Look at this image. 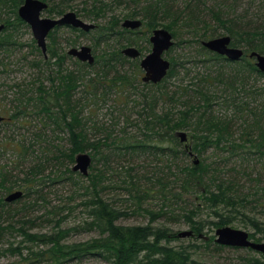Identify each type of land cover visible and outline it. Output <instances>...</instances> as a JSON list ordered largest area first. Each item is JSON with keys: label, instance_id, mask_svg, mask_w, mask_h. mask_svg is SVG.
Returning <instances> with one entry per match:
<instances>
[{"label": "trees", "instance_id": "obj_1", "mask_svg": "<svg viewBox=\"0 0 264 264\" xmlns=\"http://www.w3.org/2000/svg\"><path fill=\"white\" fill-rule=\"evenodd\" d=\"M24 1L0 0V24L5 26L0 35V59L2 51L14 44L10 30L29 27L18 14ZM111 1L116 5L123 4L122 0ZM139 1L135 0L136 6H140ZM210 1L212 4H208ZM97 3L99 6L86 10L93 20L112 9L103 0H97ZM144 3L142 13L134 9L125 15L126 18L142 17L150 28L155 27L159 19L165 20L174 30V39L182 41L187 36L190 39L186 44L196 46V54L191 59H183L171 55L177 45L174 42L166 53L171 62L170 70L160 83H144L140 58L131 59L122 54L123 42L134 43L133 36L140 32L123 28L120 18L112 16L105 25L96 24L90 32L68 27L79 36L94 35V64L79 61L69 55L66 48L48 46L47 57L43 54L41 61L36 63L43 65L44 72L39 78L42 80L31 89H22L13 100L15 108L5 110L13 123L36 119L42 129H51L56 134V141L62 140L58 134L64 133L66 145H69L52 146L54 150L50 154H42L46 163L32 164L23 171V179L13 176L5 168L0 170V219L6 215L13 218L7 217V224L0 220V238L11 230L23 235L22 247L11 249L20 254L22 264H68L88 256L100 257L109 264H200L191 259L186 249L171 248L170 243L177 234L165 225L154 224L162 217L173 220L175 210L182 211L181 216L190 224L193 237L197 238L207 224L216 229L231 225L235 217L222 207L232 208L254 229L250 239L264 241V221L241 211H246L249 206L261 208L264 216V186L252 178L254 175L260 177V169H264V73L256 66L255 59L249 57L253 52L264 55V0H249L248 5H243L241 0H145ZM57 7L52 10L48 5L45 11L59 17L66 13V8ZM62 27H56L48 37H53ZM221 36H229L233 47L244 50L241 60L231 61L202 44ZM77 44L74 39L68 46ZM139 50L143 56V48ZM73 58V67L65 66L67 60ZM127 64L131 66L129 71L123 70ZM187 65H192L193 71H189ZM180 72H186L187 76L195 73L190 86L181 87L180 84L171 89L168 80L177 79ZM45 80L51 85L47 87ZM140 85L151 89V93H143L148 112L144 118L141 116L139 125H135L139 131H129L134 126L130 121L118 130L117 135L109 127H95L92 129L95 136L103 137L89 143L86 133L91 127L88 124H97L94 117L100 102L107 101L112 94L128 97ZM160 104L170 108L158 112ZM222 104L225 108L220 107ZM90 106L96 109H92L91 117L87 118L84 112ZM0 116L3 117L1 125L7 116ZM180 131L187 133L185 142L176 135ZM28 150L27 147L26 152ZM84 152L91 155L92 163L99 160L144 163L130 168L120 166L122 170L113 175L119 180L116 186H103L107 177L101 171L88 174L89 186L85 188L90 198L83 205L91 220L86 229L97 230L101 235L99 238L68 244L65 241L72 229L60 228L63 218L57 221L55 231L38 234L29 232L27 220H14L30 208L27 199L32 193L43 198L44 194L40 192L47 185L57 186L70 180L78 184L74 178L79 172L63 166L62 161L74 162L75 156ZM47 164L55 167L56 173L53 176V171L44 178ZM229 164L233 166L229 167ZM108 166L109 163L104 167ZM91 169L94 171L95 167ZM225 171L242 172L245 179L261 187L260 193L240 185L237 178H224ZM15 189L22 191V197L7 202L6 197ZM113 189L127 192L132 199L139 196L138 208L149 216V223L145 226L118 224V220L130 213L102 196ZM147 198L161 202L158 210L142 207L141 201ZM23 199V207L13 211V205ZM197 200L200 202L196 205ZM204 207L212 209L218 220H196ZM13 222L19 227L16 228ZM212 241L216 250L226 248ZM26 242L42 249H31L24 256L22 251L27 248Z\"/></svg>", "mask_w": 264, "mask_h": 264}, {"label": "rangeland", "instance_id": "obj_2", "mask_svg": "<svg viewBox=\"0 0 264 264\" xmlns=\"http://www.w3.org/2000/svg\"><path fill=\"white\" fill-rule=\"evenodd\" d=\"M42 1L48 3L49 7H51L52 10H57V6L63 7L66 8V13L74 12L78 14L85 22L100 25H105L112 16H117L118 18H120L121 23L125 19H131L126 18L125 15H128V13L133 11L134 9L142 13V8L145 4V0H141L137 3H140V6H136L135 0H122L123 4L121 5H116L111 0H103L105 1V3H108L109 7H112V9L106 10L105 14L98 18V20H93L92 18H90L91 16H87L86 10H91L94 5L99 6L97 0ZM241 1L243 5H248L249 0ZM208 4H212V2L210 1ZM201 8L204 7L202 6ZM42 17L59 18V16L50 15L46 11L42 13ZM135 19H141L143 21V26L141 27V29L137 30L140 33L136 34V36H133L135 42L128 45L127 42L124 41L123 48H143V56H146L150 53L152 48L151 43L150 41L148 42V40L150 39L153 30L163 28L174 35V30L168 26L169 22L165 20L159 19L156 26L150 28V26L147 25V22L145 23L142 17H138ZM148 30H150V32ZM10 31L13 32L12 34L14 37L12 39V42H14V44H12L9 49L2 51V59H0V115L7 116L5 121L0 125V170L5 168V170H10L13 176L23 179V171H25L32 164L46 163L45 159H43L44 156H42V154L48 155V152L50 154V152L54 150L52 146L63 144L65 145V147H69V145H66L67 135H65L64 133L58 134L62 138V140L56 141V134H54L51 129H42L41 125L38 124L36 119L33 120L32 118H28L24 119L23 121L21 120L20 123H13V121L8 117V112L5 110H13L15 108L16 103L13 100H16L17 94L21 92L22 89H31L35 85H38L39 81L42 80L39 78L44 72V69L42 67L43 65L36 64L41 61L43 53L38 47L30 27L21 26L17 30L11 29ZM54 34L55 35L53 37L51 36V38L47 37V47L49 46L55 49L66 48V50H69L70 48H79L83 45H86L91 47L93 49V53H95L93 43L94 35L92 34L79 36L77 35V32L75 33L71 31L68 26H64L56 30ZM74 39L78 41V44L74 47L68 46V43ZM189 39L190 38L187 36L184 37L182 41L174 39V42L177 43V45L173 47L174 49L171 55L183 59H191L193 55L196 54V46L187 45L186 40ZM36 47L38 50L36 49ZM165 57L166 59L170 60L167 54L165 55ZM73 62L74 58L68 59L65 66L72 68ZM130 67L131 66L127 64L125 68L123 67V70L129 71ZM186 67L187 69H189V71L191 69H194L192 65H187ZM198 70L199 69H197V71ZM143 75L144 74H142L141 77H143ZM194 75L195 73L193 72L190 73L189 76L186 75V72H180V77H178L177 79L168 80L167 84L171 89H175L176 86L180 84L181 87H187L190 86ZM180 79L183 81H181ZM194 82H196V80H194ZM45 85L48 87L49 85H51V82L45 80ZM143 93L150 94L151 89H145L140 85L134 93L128 96L129 99L125 95L118 96V94H112L107 99V101H101L100 109L97 111V114L94 117L97 124H88L89 127H91L87 129L88 133H86L89 137V143L96 142L98 139L97 137L99 136L103 137V135L95 136V134L93 133L94 130H92L95 127H109V129L113 130L115 135H117L118 130L122 127H125V125L130 121L134 126H132L133 128H131L129 131L132 130L131 132L133 133L138 132L139 129H137L138 127H136L135 125L138 126L140 120L142 119L141 116H143L144 118L148 112V105L146 103L147 98H144L145 96L143 95ZM12 102H14L15 104H10ZM220 107L225 108V104L220 105ZM169 108L170 107L168 105L166 106L165 104H160L158 112H161L162 110L166 111ZM92 109L95 110L96 107L90 106L89 108L85 109L84 114L87 118L91 117V112H93ZM115 130L117 131L115 132ZM27 147L29 148V150L26 152ZM62 162V164H64L63 166H67L69 168H72L75 164V160L74 162ZM129 162L130 163H128L127 161H94L91 167H95V170L93 171L90 167L89 175L101 171L103 173V176L105 175V177H107L105 182H103V186H108L111 184L116 186L118 185L117 183H119V180L117 176L113 175H115L118 170H122L120 166L130 168L132 166L144 164L142 163V161ZM107 163H109L110 166L104 167ZM116 163L119 164V167ZM47 165L49 166H47L46 168L44 178L48 175H51L53 171V176L56 173L55 167L53 169L51 164ZM231 165L233 166V164H229V167H231ZM60 168L61 166H59V170ZM260 171V177L254 175L252 176V178L257 179L261 183V186H264V169H260ZM75 176L77 177L74 178V181H78V184L74 183L73 180H70L69 183H61L57 186L47 185L46 187H44L40 192L41 195L44 194L43 198H38V194L36 195L35 193H32L29 200L27 199L30 208L25 212L23 211L22 213H20V215L15 217L14 220H27L29 223L27 224L26 228L29 229V232L38 234L55 231L57 229V221L59 220V218H63L60 224V228L72 229L70 235L65 241V243L68 244L81 243L99 238L101 235L97 230L86 229L87 222L91 220V218L87 214L85 206L83 205V203L88 198H90V195L86 194L87 190L85 188L89 186L88 176H83L79 173H77ZM223 176L224 178H237L241 181L240 185L249 188L251 187L250 190L252 192L258 191L260 193L261 187L259 185L256 186L257 183H255L254 181L245 179L242 172L237 174V172L235 171H225L223 173ZM15 191L19 190L15 189L12 192ZM102 196L108 201L110 200L111 202H115L116 207L129 211L130 215L118 220V224L122 226H145L149 223V216L142 209L138 208L139 196H135L136 198L132 199L131 197H129L127 192L121 189L109 190L108 192L103 193ZM113 199H115L116 201ZM24 201L25 199H23V202L21 203L14 204L13 211L17 208L23 207V205L25 204ZM199 202L200 200H197L195 201V204L197 205ZM160 203V201L154 200L152 198L151 200L147 198L146 200L143 199L141 201L142 207L150 209L154 208L157 210ZM195 204L191 205L190 208H193ZM222 208L226 213H230L233 217H235L234 222L229 225V227L246 231L247 233H249V235L250 233L254 232V229L247 224V222L244 218H242L241 215L238 214L240 212H236V210H233L232 208ZM241 211L247 213L250 216H256L260 220L264 221V216L262 214L261 208L253 209L251 206H249L246 211ZM181 214V210H175L173 214V220L168 221L165 217H162L160 219H157L154 224L155 226L165 225L166 227L170 228L175 235H178L179 232L191 230L190 224L185 221ZM235 214L237 216H234ZM168 215L172 216L171 214ZM7 217L9 218V220L13 219L12 216L6 215L2 216L0 220L3 221L4 224H7ZM195 219L203 220L206 222L218 220L214 215L212 209L206 207L200 210L199 215L196 216ZM15 226L16 228L19 227L18 224H15ZM206 226L207 227H205L202 235L197 238H194L193 236L187 238L177 237L170 243L171 248L186 249L190 254L191 259L200 264H264V255L250 248H234L225 246L226 248H224L223 250H216L215 244H213V241L211 243L210 240H215V232L217 229L211 224H207ZM22 241L23 235H20L17 230L6 231V233L3 234V237L0 238V264L23 263L20 254L16 251L11 250L12 248H21ZM24 245H27V248L22 251L24 253V256H26L31 249L35 251L42 249V247L36 246L29 242H26V244ZM68 264L109 263L100 257L88 256L80 260L71 261Z\"/></svg>", "mask_w": 264, "mask_h": 264}, {"label": "water", "instance_id": "obj_3", "mask_svg": "<svg viewBox=\"0 0 264 264\" xmlns=\"http://www.w3.org/2000/svg\"><path fill=\"white\" fill-rule=\"evenodd\" d=\"M48 8V3L42 0H25L19 8V17L28 24L38 47L47 57V37L52 30L58 26H69L90 32L96 28L95 24L87 23L77 16L74 12H67L59 18H43L42 13ZM143 26L140 19H126L122 27L130 30H138ZM5 26L0 24V35ZM151 51L141 58L140 66L144 72L142 80L145 83H160L168 74L171 62L166 59V53L174 45L173 35L166 29L153 30L150 39ZM203 46L209 51L226 57L231 61L241 60L245 54L242 48L233 47L229 36H221L202 42ZM68 54L82 62L94 64L95 56L91 47L83 45L79 48H70ZM122 54L131 59L140 58L141 52L136 47H126L122 49ZM249 57L255 59V64L260 71L264 73V55L253 52ZM0 117V123L2 122ZM176 135L185 142L188 137L184 131L177 132ZM198 164V160H195ZM92 165V157L88 153H79L75 156V164L72 167L74 172H79L83 176H88ZM23 195L22 191H15L6 197V201L11 203ZM215 242L226 247L250 248L264 255V241L256 242L250 239L249 233L243 230H237L229 226L218 228L215 232ZM179 238L193 236V231L179 232Z\"/></svg>", "mask_w": 264, "mask_h": 264}, {"label": "flooded vegetation", "instance_id": "obj_4", "mask_svg": "<svg viewBox=\"0 0 264 264\" xmlns=\"http://www.w3.org/2000/svg\"><path fill=\"white\" fill-rule=\"evenodd\" d=\"M64 14H65V13H64ZM64 14H63V15H64ZM63 15H62V16H63ZM77 16H78L79 18H81L78 14H77ZM81 19H82V18H81ZM125 20H126V19H125ZM122 23H123V22H122ZM58 27H60V26H58ZM68 27H69V26H68ZM71 28H72V27H71ZM4 29H5V28H4ZM128 30H129V29H128ZM52 31H53V30H52ZM132 31H134V30H132ZM135 31H136V30H135ZM48 36H49V35H48ZM139 51H140V50H139ZM140 57H141V56H140ZM141 58H142V57H141ZM142 71H143V70H142ZM143 74H144V72H143ZM0 117H2V116H0ZM2 119H3V117H2ZM2 121H3V120H2Z\"/></svg>", "mask_w": 264, "mask_h": 264}, {"label": "bare ground", "instance_id": "obj_5", "mask_svg": "<svg viewBox=\"0 0 264 264\" xmlns=\"http://www.w3.org/2000/svg\"><path fill=\"white\" fill-rule=\"evenodd\" d=\"M144 82V81H143ZM145 83V82H144Z\"/></svg>", "mask_w": 264, "mask_h": 264}]
</instances>
